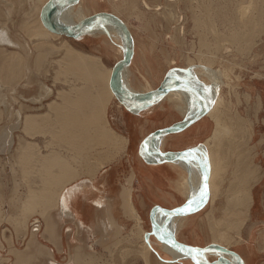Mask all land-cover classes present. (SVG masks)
<instances>
[{
  "label": "bare ground",
  "instance_id": "6f19581e",
  "mask_svg": "<svg viewBox=\"0 0 264 264\" xmlns=\"http://www.w3.org/2000/svg\"><path fill=\"white\" fill-rule=\"evenodd\" d=\"M0 1L2 2V4H3V1H5L4 4L6 6L5 11H1V12H4L5 15L10 17L13 14L12 9H13L14 5L17 4L15 2H18V1H16V0H15V2L13 0H0ZM38 1L41 4L39 3V5H38V3H37V5H36V2H37L36 0H26V2H28L27 3L28 7H30V11L24 13L25 11H27V9L26 10L24 9L25 11H23V9H22L23 12L21 11L22 12L21 14L24 13L22 19L25 18L27 20V18H30L32 16L34 17V15H35L39 19L41 18L42 22L48 28L51 29L52 27H56L49 22V17L51 16V15H49V10L53 5L50 6L48 10H46L47 11L46 16H45L46 18L44 19L42 17V10H43V7L46 4V2H48L49 0H38ZM102 1L111 5L112 11H109V12L115 14L120 19H122V21L129 28V30H130L133 38H134V54H133L132 60H131L130 64L125 66L121 71H119L115 77V80L120 87H122L123 89H126L128 91H131L133 93H140L139 91L134 90L135 86H132L133 72H131V71H132V66H133L134 62L136 63V67H138L137 70H139L140 74L142 75L143 80H146V81L148 80L147 81L148 83H149L148 78L151 77V74L154 71L153 70L154 67L148 66L149 65L148 56L146 55V53H142L138 49V46L136 43V38L134 36L133 31L131 30L130 23L127 21L126 16L127 15L131 16V14H136L137 16H140V17H142V16L147 17L148 15H150V16H155L158 19L163 18L165 20V22L169 24L168 26H170L172 23H174L170 27H166V28H171V30L179 29V34H181L180 32H184L185 22H188V20H189V17H190L189 12H190L191 19L194 22L193 23L194 25L192 24L193 28L195 29V31H197V34H198V31L201 32V34L200 33L198 34V36L200 35V38H199L200 44H199V50H198V54H197V55H199L198 61L196 62L195 59H193L191 57H188V58L185 57L184 59L188 65V67L190 66L189 68L181 69V68H177L176 67L177 65L174 66L176 68H173L172 66L177 63L176 59L178 57L177 58L176 57H174V58L169 57L168 66H170V67H168L167 69L164 68L162 71V74H165L166 70H168L170 68L171 70L167 71V76H170L171 78H174V79H177V77H179V79H178L179 81L186 82V83H189V82L192 83L204 95V97L208 100V102L211 105V109L207 115L210 116L214 120V131H213V134L211 135V137H209L208 140L205 141L206 143H205V146L203 148L197 147L198 150L200 151V153L202 154V157H203V153H202L203 150L202 149H206V147H207V151H208V153H207V155H208L207 170H208V174H209L208 186H209L210 193L212 194V198L210 199V201L211 202L215 201L219 197V195H221V194H224V193L227 194L226 189H228L229 187L230 188L236 187L235 188L236 190L238 189L237 187H240L241 185L243 187V183H238V182H240V178H241V179L246 181V183H244L246 185V188L243 187L244 189L241 188L242 190H240V191L246 192V194L243 196L246 197V195H247L246 200L249 199V202H246V204H244V206H243V207H245L244 208L245 211H248L249 207L251 205V201L253 200L252 199V191H251L252 185L255 181L258 182V180L264 175V168L258 162L252 161L254 159L255 155L257 154L255 151L254 152L252 151L255 149V145L250 146L249 149H247L248 148L247 145L249 146V142L254 139V136H255L254 126H255V122H257V120L256 119L252 120L250 117H248V118L244 117V115H241V113H239V110H240L239 108H238L239 109L238 112L237 111L234 112V110L232 111L231 105L233 104L232 103L233 101L231 102L230 101L231 99L230 100L224 99L223 94L220 93V87L223 86V84L221 85L220 82L222 83L227 79L224 75V72H223V70L226 69L227 65H224V64L227 62H229V64L233 63L228 58V56L226 57L227 54L232 53L234 50L237 51L238 54H245L248 51H250L252 46L255 47V46L259 45L258 42H261V38L259 40L255 41V37L260 36V34L264 33V0H102ZM79 3H80V0L78 2L65 3V4L64 3H55L54 5H66V6H63L62 8H60L61 10L58 9L59 11L56 12V14L51 13L53 19L55 21H57L60 24V26H62V27L64 26V24L62 22H64L65 20H70V18H72V16L74 14L79 15L78 17L82 16L81 20L78 18V21L84 20L85 18H87L90 15H87L85 13V9L82 8L79 5ZM94 3H95V1H94ZM21 4L19 5V7L21 6ZM77 4L80 7L76 6ZM182 4H184V6L186 7V10L189 11L188 13L186 10H184V8L182 7ZM15 6H18V4ZM20 8H19V10H21ZM19 10H18V12L20 13ZM56 11H57V9H56ZM54 12H55V9H54ZM101 12H103V11H101ZM105 12H107V11H105ZM2 14L3 13H1V15ZM1 15H0V17H1ZM140 17H138V18H140ZM32 19L33 18H30L31 21H26V20L25 21L28 22L27 24H29L30 22H32ZM24 20H23V23L25 24L24 26L26 27L27 24L24 22ZM9 21H10V19H9ZM33 21H34V19H33ZM1 22L2 21H0V23ZM37 22H39V21H37ZM37 22H35V23L38 24ZM4 23H3V26H0V47H4V46L6 47L8 45L21 47V45H23V43L22 44L19 43V41L21 40L17 36L19 33L17 35H15L17 37H14L15 39H17V38L20 39L18 41V39L15 40L12 37V34L10 33L11 29L9 30V27L4 26ZM74 24H76V23H74ZM95 24L97 25V27L96 26L95 27L97 28L98 32H101L104 35V37H105V35L109 36L107 38H109L110 40L106 39V37H105L106 43L104 42V39H103V42L105 43V45L107 47V51H108V53H106V55L110 56V55L115 54V57H117L116 62L118 60L122 59L124 57V55L130 49V41H129L126 33L124 32V30L121 27H119L116 23H114L108 19H100V20H97L96 22L92 21L86 27H89L90 25H95ZM31 25H34V22ZM39 25H40V23H39ZM21 26H23V25H21ZM41 26H42V24H41ZM164 26H166V25L164 24ZM28 27H29V25H28ZM38 27H36V28H38ZM56 28H58V27H56ZM67 28H68V26H67ZM22 29H24V28L22 27ZM22 29H20V31ZM58 29H63V28H58ZM83 29L84 28H81L80 30L82 31ZM89 30L87 29V32ZM49 32H47V33H49ZM43 33H44V31L42 33H39V34L41 36H44L46 34L45 35L46 37H44V38L47 39L49 37L48 36L49 34L46 33V30H45V34H43ZM173 33L175 34L176 32L174 31ZM21 34H22V32H21ZM95 34H96V31H95ZM53 35H54V33H53ZM58 35H62V34L58 33ZM93 35H94V33H93ZM41 36L39 37L40 39H41ZM66 36H68V35H66ZM23 37H24V35H23ZM32 37H34V36H32ZM35 38H36V41H38L37 37H35ZM44 38L42 37L43 46L48 45V47H49V44L52 42L45 41V43H44ZM179 38H180V36H179ZM24 39L27 41L26 46L29 45L28 44L29 40H27L26 38H24ZM62 41L64 42V40H62ZM30 42H33V41L31 40ZM39 42L41 45L40 40L38 41V44H39ZM48 42H49V44H48ZM115 42H117V43H115ZM26 46H24V47H26ZM46 46H44L43 49H45ZM51 46H53V45H51ZM61 46L64 47L66 45L62 44ZM19 47H17V49ZM28 47H30V46H28ZM35 47L36 48H33V49H35L38 52V50H37L38 45H36ZM41 48H42V45L39 48V50ZM51 48L52 47H50V49ZM66 48H67V46H66ZM2 49L0 51V53H1L0 58H2L5 62H2L0 65V76L5 74V78L7 80L6 83L11 81L12 84H10V85H14L12 80L13 79L15 80L16 77H18V76L22 77L24 75L26 76L27 73L29 74L31 65H34V63H35L34 60H33V62L30 61L31 57L35 56L34 58H35L36 63H35L34 68H36L38 66L37 64L39 63V66L41 69L42 62L46 59V57L49 54V53H47L46 49H45V52H43L44 50H41L43 53L41 51L39 52L42 54H38L36 52L32 53V51L28 52V48H27V53H25V55H24V52H22L23 54L21 55V53H14L13 51H11V53L5 54V53H2V51H3ZM23 49H25V48H22V50ZM30 49L31 48H29V50ZM56 49L57 48L55 47L54 51L57 53L63 48L59 49V47H58L59 51ZM13 50H15V49H13ZM18 50H21V49H18ZM18 50H15V51L18 52ZM71 50H72V47H71ZM54 51L52 50L50 52V56L52 53H53L52 55H54V53H55ZM72 52H74V51H72ZM75 52H77V51H75ZM75 52H74V54L72 53V55H71L70 52L65 53L63 51V53H65V54H63V56L64 55H66V56H64V57L62 56L61 62H63V65H65V63L71 62V63H68V65L69 64L71 65V68H69L70 65H69V67H67V68L71 69V71H72V73H71V71H69V73L71 74L72 78L78 79V80H76V82L77 81H80V82L83 81L82 85L80 84V86H78V84H77L75 86H72V84H70L71 85L70 89H68L69 87L67 88L69 91L63 92V90H64L63 89L62 90L63 93L60 92L61 90L59 89L60 91H58V95L57 96L55 95L56 99L50 100L47 103L45 102L46 105H45L44 109H43L44 105L42 103L43 100L48 99L49 98L48 96L53 94V89L50 88L48 85L41 84V85H43V91L44 92L42 91L43 93L41 96L39 95V97H36L38 95L35 94L34 98H32V96H31V98L30 97L28 98V96L26 97L22 94L20 96H18V94H17L16 97H14V95H13L14 93L11 94V97H8L7 94H6L7 96H5L3 94L5 92L2 93L3 88L0 90V107L4 106L3 108H4L5 112L13 113V115L15 116V119H16V124L14 123L15 128L16 129L19 128L20 132H23V135H21L22 134L21 133L18 136V139L16 142V139L14 138V135H13V130L9 129L11 127L8 126V129L4 133L5 134V136H4L5 142L3 143L4 145H10V146H11L12 142L18 143L17 145H18L19 152H18L17 158L20 160L19 161L20 166H21L20 171L22 172L21 176L24 178V179L23 178L22 179L25 181H27V180L30 181L31 180L30 178L33 179V176L40 177L39 175H36L35 172H36L37 168L38 169L44 168V171H45V169L48 171V174L46 173L48 176L45 175V172H43L42 170H39V171L41 172V174L43 172V174L45 175V180L47 177L50 179V180L47 179L50 181V182L48 181L49 183H47V184H50V183L53 184V186L52 185L48 186V185H46V182L44 181L45 182L44 186H46V188L48 190L52 189L50 192L48 191V193L50 194V195H47L48 197L45 196L46 193H44V192H42L44 194V196H42L41 191H40V193L38 192L39 198L37 196L32 198V196H31L32 191L28 190L27 191L28 194H26L27 197L23 199L24 202H21L23 205L20 204L21 205L20 206L18 203H16L24 210V212L25 211L27 212V215L22 214V217H24V215H25L24 218H20L21 220H19V219L15 220L16 224L18 223L19 226L23 225V227L25 229H28L27 228L28 226L26 224V222H27L26 220H28V218L33 214V213L32 214L29 213V211L32 212L30 210L32 204L35 205V204H39L38 202H40L39 205L42 204V206L43 205L44 206L47 205L50 207L56 206V208L58 206H64V207L68 208L69 207L68 206L69 205L68 204L69 199H67V197L70 196L71 193L69 194V192H67L69 195L65 193L66 192L65 188L67 185L74 182L76 179L79 180V178H81L83 176H91V177L97 176L96 174L98 172H100L101 169H103L108 164L115 162L116 159L118 157H120L121 155L127 154L128 149H129V144H128L129 138H128V136L123 135V134H114L112 132L111 128L105 127V125H107V123L106 122L103 123L106 120L104 114L106 112L108 104L114 97H116V95H115V93L111 87L113 65L110 67L104 65L103 62H101V60H100V55L96 56L93 54L90 55V54H86V53L83 54V53H79V52L75 54ZM80 52H82V51H80ZM44 53H47V54L43 55ZM2 54H5V55H2ZM54 56H52V57H54ZM67 58H68V62L65 61V59L67 60ZM63 59H64V61H63ZM196 60H197V58H196ZM29 62H31L32 64L30 65ZM58 63H59V65H61V63L59 61H58ZM213 63L219 64L220 69H218V68L215 69L214 68L215 66L214 67L212 66ZM16 66L17 67L21 66L20 67L21 70L24 68L25 74H23L22 71L19 68H17ZM32 67H31V71H32ZM60 67H62V66H59V68ZM72 67L74 69H72ZM16 68L19 69V71H16L15 70ZM63 68H66V67L64 66ZM58 71H57V73L60 72V71L59 72ZM64 71H62L64 74L63 73L61 74V72H60V74L65 76L66 70H64ZM228 71H229V68H228ZM36 72L37 71H34L33 73H36ZM173 72H175V75H170V73H173ZM56 75H58V74H56ZM25 76L23 77V80H25ZM28 76H30V74ZM66 77H68V73H67ZM32 78H34V77H32ZM69 78H71V77H69ZM79 78L81 80H79ZM27 79H26V82L23 83V85L21 84L23 87H24V84L26 86L30 87V84H33V82H34V80L32 79L33 82L30 83V80L28 79V81H27ZM65 79H67V78H65ZM17 80H19V79L17 78ZM35 81H36V78H35ZM71 81L72 80H70L68 83H70ZM17 82H20V80ZM65 84L68 85L67 83H65ZM147 86H150V84L149 85L147 84ZM18 87H20V86H18ZM142 87H144V86H142ZM205 87H207L209 89L208 92L204 91ZM8 88H6V89H8ZM21 88H19V89H21ZM150 88H153V87L150 86ZM22 89L26 90L24 88H22ZM238 89H240V88H238ZM144 90H146V89H144ZM151 90H154V88ZM151 90H146V91H151ZM12 92H17L15 86L12 87ZM146 93H148V92H146ZM164 94L167 95V100L171 99L170 101L173 100V102H174V100H176L175 103L178 105V108L181 107V110H183V112L190 111L191 109H193V113L191 116L188 117V119H191L198 112V105L195 103L192 95L188 91H184V90H180V89H172V90H170ZM164 94H159L155 97H158V96H161ZM235 94H236V92H235ZM250 94H251L250 91L246 92V96L248 95L246 97L247 99H250L252 97V95H250ZM12 95H13V97H12ZM58 96H59V98H58L59 100H57ZM8 98H11V99H8ZM259 103H260V101H259ZM36 104H41L42 106L37 107ZM226 105H227V107H226ZM139 114H141V113H139ZM103 115H104V119L102 118ZM98 117L101 118V120H103V122H101V123H103V125L100 123L102 128H100L101 130H98L100 132H98V133L83 132L84 131L83 129H85V131H87L88 129L90 131H92V129L95 130L96 127L98 129L99 125H100V124L96 123V122H98V119H99ZM254 117H256V116H254ZM82 118H84V119H82ZM11 119H13V118H11ZM10 121H13V120H10ZM80 123H82V125L83 124L84 125L89 124V126L85 125V127L82 128V130H83L82 132H72V133L69 131H68L69 133L63 132V130H64L63 126L64 125H67L65 127L66 129H69L71 126H75V127H77L76 129H74L75 127L74 128L71 127V128L76 131L78 129L77 125H79ZM7 124H9V123L7 122ZM92 124H95L94 127H92ZM90 127H92V129H90ZM5 129H6V127H5ZM66 129L64 131H66ZM77 131H81V130L78 129ZM95 131H97V130H95ZM47 134L50 135V138L48 140H45V141L43 140V142H42L40 136L42 137V136L47 135ZM158 140H159L158 137H156L153 140L152 143L154 144V146H156V144L159 146L161 145V144H158L159 143ZM156 141H158V142H156ZM154 142H156V144ZM163 144H164V142H163ZM4 145H1L0 147L3 148L2 146H4ZM99 146H101L102 148L101 147L99 148ZM251 147H252V149H251ZM242 148H243V150H241ZM245 148H246V150H245ZM136 149H138V148H136ZM157 149H155V150H157ZM240 150H241V152L242 151L243 152L240 153ZM244 150H245V152H244ZM158 151H159V149H158ZM162 151H160V152L161 153L165 152V151H163V152ZM244 153H245V159L242 157L244 155ZM146 154L148 155L147 152H146ZM182 161L185 162V164H184V167H185V173L184 174L185 175H184V177L182 175V177L184 179L181 177L182 182L184 180L182 185H183V188L186 192L185 195L189 198L187 200H190L193 198V196L199 197L200 191L203 187V184L205 183L204 182V176H203L202 170L200 169L198 164L193 159L191 160V162H190V159H184V160L182 159ZM239 163L241 164V166L239 165ZM12 165H14V164H12ZM14 167L15 166L11 167V170L15 174L16 168H14ZM17 168H19V167H17ZM17 170H19V169H17ZM40 172H39V174H40ZM36 173H38V172H36ZM133 174H134V172L131 173L130 176L128 175V177H126L127 183L123 184L121 187V196L125 202V205L128 204V201H129L128 196L130 195L131 190H132L131 183H132L133 176H134ZM44 175H41L43 177V178L40 177L41 180L44 179ZM252 179L254 181L252 182V185H249L250 180H252ZM37 180H38V178H37ZM32 181H34V179ZM39 182H40V180L38 181V184H41ZM236 183H237V185H239V184H241V185L237 186V185H235ZM29 185H30V183L28 184V188H29ZM248 185H249V187H248ZM38 187L40 188L39 185H38ZM49 187L50 188L52 187V188L49 189ZM53 187H54V189H53ZM78 187H80L79 184H78ZM39 188L38 189L36 188V189L39 190ZM41 188L43 189V186ZM230 188H229V190H230ZM81 189H82V187H81ZM83 189H84V187H83ZM14 190H15V188H14ZM77 190H79V189H77ZM71 191H73V190H71ZM233 191H234V189L232 190V192ZM240 191H236L237 194ZM34 193H36V192H34ZM232 194H235V193H232ZM240 195H242V194H240ZM13 196H15V195L13 194ZM43 197H45V198H43ZM227 197H229V196H227ZM227 197H225V198L227 199ZM239 198H237L238 200L236 199L237 202L239 201ZM230 199L233 200V197L227 199V201H230ZM226 204H228V203L226 202ZM240 204H242V203H240ZM242 205H241V207H242ZM225 209L228 210V208H225ZM225 209H224V211H226ZM51 210H54V209H51ZM245 211H244V213H246ZM24 212H21V213H24ZM130 212H131V210H130ZM231 212H233V211H231ZM235 212L237 213V211H235ZM52 213L53 212H51V214ZM231 214L232 213H230V216H231ZM241 214H242V210H241ZM241 214H239V212H238L237 216L232 215L233 217L231 216V218H230L231 220H230V219H228L229 217L226 213L227 220L224 219L223 220L224 224L222 225L224 227V229L217 228L214 224V226L217 229L213 226V230H214L213 233L215 235V240H217V242L219 241L223 244L229 245V244L235 243L234 241H238V239H236V237L234 238L233 233L231 231L234 232V229L232 230V228H236V224H237V227L240 226L239 221L243 218L241 217L240 220L237 218H239V216ZM51 216H53V215H51ZM166 217H165V219H166ZM211 217H212V215H211ZM134 218H135V216H134ZM234 218H236L235 220L237 222L235 220H233ZM171 219L173 220L174 217H172ZM136 220H138V219H136ZM159 220H160V218H159ZM20 221H21V223H20ZM225 221H229L230 230H228L229 228H227V227H229V225L227 224V222L225 223ZM218 222H219V220H218ZM221 222L222 221H220V224H221ZM234 222H236V224H234ZM216 223H217V220H216ZM218 224L219 223H217V225ZM166 225L164 227H166ZM234 225H235V227H233ZM49 226H51V225L49 224ZM53 226H54V224H53ZM222 226H220V227H222ZM38 228L39 227H37V229L31 231L32 235H36V233L38 232ZM225 228H227V229H225ZM165 231L169 235L174 236L173 234L175 232V225L172 221L168 225V227L165 228ZM237 231L239 232L238 228H237ZM237 231H236V233L238 234ZM51 232H52V230L49 233H51ZM157 235L162 237L161 233H157ZM31 238H32V236H31ZM146 239H148V238H146ZM34 241L35 240H33V242ZM150 241L151 242L153 241V243H154V240H150ZM146 242L143 246L148 251L149 249H151L150 246L153 247V245H152L153 243H149L150 244V246H149V244H147ZM34 245L35 244H33L31 246H34ZM169 245H171L174 249L177 250V248L173 244L169 243ZM29 246H30V243H29ZM137 248H138V246H137ZM134 250H136V249H134ZM25 251H27V250H25ZM14 252H15V255L18 256V254H16V253H19V252L18 251H14ZM137 252H139V251H137ZM178 252H180V251H178ZM180 253H182V252H180ZM207 254L208 253H203L202 257L205 258L204 260H206ZM177 255H178V253H177ZM225 255L228 256L232 261H233V259H236V256H233L230 254H225ZM226 256H224V258ZM221 259H222V257H221ZM226 260L227 259H225V262H226ZM236 262H237V260H236Z\"/></svg>",
  "mask_w": 264,
  "mask_h": 264
},
{
  "label": "crops",
  "instance_id": "0c3cea01",
  "mask_svg": "<svg viewBox=\"0 0 264 264\" xmlns=\"http://www.w3.org/2000/svg\"><path fill=\"white\" fill-rule=\"evenodd\" d=\"M13 1L15 2V0H13ZM17 1L18 2H15V3H17L18 6H15L17 4L14 5V7L12 9V13L13 14L19 13L18 10L21 7L20 8L21 10H19L20 16H21V21L19 22V26H20V29H22V27L24 29L27 27L26 28L27 30L26 29L25 30L29 31V32H27L29 37L26 35H24V37H23V35L20 36V35L16 34L18 36V38H20L21 40L18 38L17 39H18V41L19 40L21 41V42L19 41L20 44L23 43V45L26 46L27 41L24 39V38H26L27 40H29L28 41L29 45H27L26 47H24L23 45H21V47L8 45V47H14V48L16 47L15 50L17 49V47H19L18 49L25 48L26 50L25 49L22 50V52H24V53H27V48H28V52L32 51V53L36 52L38 54H42L43 52H45V49H46L47 53H49L48 56L46 57V59H47L46 69H47V81H48V83H50L51 85H54L56 70L57 71L59 70L61 72V74L63 73L62 71L66 70L65 74L67 75V73H68V77H66V75L65 76L63 75L64 76L63 79L65 80V82L67 80H68L67 82H69L70 80L73 81V82L71 81L72 83L71 82L68 83V86H69L68 89H70V87H71L70 84H72V86H75L77 84H78V86H80V84L82 85L83 81L82 82L77 81L78 82L77 83L76 80H78V79L72 78L71 74L69 73V71H71V69H69V68H71V65L69 64L70 65V67H69L68 63H71V62H68V58H67V60L65 59V61L68 62V63L64 62L65 65H63V62H61L63 54L68 53V52L71 53L72 51H74V52L77 51V52H75V54L79 52V53H83V54H85V53L90 54V55L93 54L96 56L100 55L101 62H103V64L108 66V67L111 66V65L110 66L107 65L102 59L103 57L104 58L105 57L110 58V56H112V55H110V56L106 55V53H108V51H107V47L105 45L106 42L104 41L105 42L104 43L103 39H102L104 35L101 32L97 31V28H96L97 25L96 24L90 25L89 27L84 28L82 31L81 30L78 31V33H75L74 35H71V36L58 35V33H56L55 31H52L50 28H48L42 22L41 18L39 19L35 15H34L35 18L33 16L30 17V18L34 19V21L32 19V22H30L31 24H33V22H34V25H31L30 23L27 24L28 22H26V21H31L30 18H27V20H26L25 18L22 19V17H23L24 13L30 11V7H28V4H27L28 2H26V0H17ZM36 1H37L36 5H37V3L39 5L40 2L38 0H36ZM94 1H95V3H94ZM20 4H21V6L19 7ZM79 5L82 8L87 7V8L91 9L92 7L105 6V5H107V3H104L102 0L101 1L100 0H80ZM79 5L77 4L76 6H79ZM63 6H66V5H53L50 8L51 11L49 10V15H51V16L49 17V22L58 28L69 29L73 25L78 24L80 22V21H78V18L81 20L82 16L78 17L79 15L74 14L72 16V18H70V20H65L64 22H62L64 24L63 27L60 26V24L53 19L51 13L56 14V12L59 11L58 9L62 8ZM22 9H23V11H25L27 9V11H25L23 14H21L23 12ZM54 9H55V12H54ZM56 9H57V11H56ZM1 11L2 10L0 9V15H1V13H4ZM94 13L96 14V13H98V11L88 13L87 15H93ZM11 16L8 17L10 19V21H8V23H11V21L13 19V16L12 17ZM23 20L27 24L26 27L24 26L25 24L23 23ZM37 21H39V22H37ZM35 22H37L38 24H36ZM39 23H40V25H39ZM74 23H76V24H74ZM41 24H42V26H41ZM21 25H23V26H21ZM28 25H29V27H28ZM0 26H3V24H0ZM4 26H7V25L4 24ZM32 26L33 27L35 26V27L33 28ZM67 26H68V28H67ZM36 27H38V28H36ZM10 29L12 30V28L9 27V30ZM87 29L88 30L90 29V30L87 32ZM11 30H10V33L12 34ZM45 30H46V33L50 31L49 33H47V34H49L48 35L49 37L47 36L48 37L47 39L44 38V37H46L45 36L46 35ZM43 31H44L43 34H45V35L41 36L39 33H42ZM95 31H96V34H95ZM53 33H54V35H53ZM93 33H94V35H93ZM38 34L41 36V39L39 38L40 36ZM17 36L12 35L13 38L17 37ZM32 36H34V37H32ZM35 37H37L38 41L39 40L41 41L42 48L40 50H39V48L41 47L40 42L38 44V41H36ZM42 37L44 38V43H45V41L52 42L50 44L48 42L49 47H48V45L47 46L44 45V46H46L45 49H43L44 46L42 44L43 43ZM17 39H15V40H17ZM106 39L110 40L107 37H106ZM31 40L33 42H30ZM62 40H64V42ZM34 41L38 44V47H37L38 52L35 49H33V46L35 45ZM30 43L32 44V47H31ZM62 44L66 45L67 48H66V46L62 47L61 46ZM51 45H53V46H51ZM28 46H30V47H28ZM6 47L5 46L0 47V51L3 48L2 50L5 51V53H11V51H13L14 53H20V52H17L11 48H10L11 49L10 50L9 48H6ZM50 47L53 48V49L51 48L53 51H54L55 47L57 48L56 50H58V51L61 48H63L64 50L61 49L57 53L54 51L56 53V54L54 53V55H57V57H58V58H56V56L52 55L53 53L50 56V52L52 51L50 49ZM58 47H59V49H58ZM71 47H72V50H71ZM29 48H31V49L29 50ZM41 50H44V51L42 52ZM40 51L42 53H39ZM63 51L65 53H63ZM80 51H82V52H80ZM74 52H72V53L74 54ZM47 53H44L43 55H46ZM72 53H71V55H72ZM52 56H54V57H52ZM64 56H66V55H64ZM56 59H57V62H56ZM58 61L61 63V65H59ZM63 61H64V59H63ZM37 65L39 66V63ZM58 65L62 66V67L58 68ZM38 66L36 68L39 70L40 66L39 67ZM41 66H42V64H41ZM64 66L66 68H63ZM67 67H69V68H67ZM164 67H166V66H164ZM72 69H74V68L72 67ZM161 69H164V68H161ZM161 69H156V68L153 69L154 70L153 77L154 76L156 77V74H157V79H158L154 83V85H152L150 83V79H149V83L147 82L148 80L147 81L144 80L145 83H143V84L141 83V86L139 84L138 86H140V88L135 86L134 90L139 91L140 93H144V92L146 93V92H150V91H146V90H151L153 88H154V90L157 89V87H159L160 84L162 83V81L167 77V71L165 72V74H159L157 72ZM60 72H59V74H60ZM71 73H72V71H71ZM69 77H71L72 79ZM65 78H67V79H65ZM79 80H81V79L79 78ZM146 83L148 85L150 84V86L153 88H150V86H147ZM190 84H192V83H190ZM48 86L53 89V94H54L55 89L53 87H51L50 85H48ZM132 86H134L133 83H132ZM142 86H144V87H142ZM143 88L146 90H144ZM68 89L61 88L60 89L61 91L58 89L57 93H58V91L62 92V90H63V92H67V91H69ZM151 91H153V90H151ZM168 100H167V95L164 94V95H161L158 97H153L149 102H146L144 104L138 103V104L129 105L128 107H126L121 101H119L116 97H114L109 102L108 107L106 109V112L104 114L106 120L103 122V120H101V118L98 117L99 118L98 122H96L98 124H100L101 122H103V123L106 122L107 125H105V127L111 128L112 132L114 134H123V135L127 134V136L129 135L130 137L128 136V138H129V143H128L129 149L128 150H130V148H131V151H133V149H135V151H136L135 153L134 152L130 153L132 155L133 164H131L130 172L128 175L130 176L131 173L134 172V174H133L134 176H133V180L131 183L132 190H131L130 195L128 196V198H129L128 204L125 205V202L121 196V187L123 184H121V187L118 189V184L116 185L117 180H115L113 178V175H112V172L114 169H112V167L110 169H108V166L112 165L115 162H112V163L108 164L107 166H105L103 169L100 170V172H98L96 174L97 176H95V177L83 176V177L79 178V180L76 179L74 182L70 183L65 188L66 194H68L67 192H69V194L71 193L70 196H68L69 194L67 195L68 196L67 199H69V201H68L69 207L68 208L64 207V206H58L57 208H56V206L55 207H50L47 205L42 206V204L39 205L40 202H38L39 204H35V205L32 204V206L30 208V210L32 212L29 211V213L37 214L38 218H36V219L39 221H40V218L44 219V222L42 224V233L40 236H38V234H39V231H38L36 233V235H32V232L30 231V228H31L30 224L27 225V226H29L28 230L31 232L32 238L30 237V239L26 243V246L24 249H18L17 250L19 252V253H16V254H18V256L15 255V253H14L15 258H14V261L12 262V264H57V263H59V264L60 263L89 264L90 262H98V261L103 262L105 260L114 261V264H115V262H117V264L118 263L119 264H195V261H193V259L190 256H188L184 253L182 254V253L178 252L171 245H169V243L164 238H162L161 236H159L157 234L151 233L152 232V210L154 207H156L158 205V206H161L165 209H177L180 207H184L187 204V202L189 201V200H187L189 198L185 195L186 192H185L183 185H182L184 180L182 182V179H181L182 175H183V177L185 175L184 174L185 173V167H184L185 162H183L181 158L175 159L176 161L175 160H165V161L158 160V159L153 158L151 156L149 157V155H147L146 152L142 151V149H141V144L148 135H150L151 133H153L156 130L163 129L166 127H170V126L175 125L179 122H182L186 118H188L189 116L192 115L193 109H191L190 111L183 112V110H181V107L178 108V105L175 103L176 100H174V102H173V100L170 101L171 99L169 101ZM136 105H143V107H136ZM110 107L114 108L113 115L120 118V120H121L119 122L113 121V123H116L114 125H111L109 117H108ZM139 113H141V114H139ZM104 115L102 116L103 119H104ZM201 118H200V120L198 119L197 121L190 124L189 126H187L185 129H183L181 131L160 135V137L158 136V139H159L158 144H161V145L159 146L156 144V142H158V141L154 142L156 144V146H154L153 143H152V145L154 146L155 149L158 148L159 151L163 150L165 152H167V151L178 152V151H183V150L191 148V147L203 148L205 146V143H206L205 141H207L208 138L211 137V135L213 134L214 120L210 116H208L207 114ZM251 118H254V115L251 116ZM82 119H84V118H82ZM103 123H101V124L103 125ZM101 124L99 125L98 129L95 126L96 127L95 130H97V131L92 129V127H94L95 124H92V127H90V129H92V131H90L89 129L87 131H85V129H83L84 130L83 131L82 128L85 127L86 124L82 125V123L77 125L78 129L81 131H77L78 129L75 131L74 129L77 128L75 126H71L72 128L75 127L74 129H72L70 126H69L70 128L68 127L69 129H66L65 127L67 125H64L63 129L64 130L66 129V131L63 130V132H65V133L71 132L72 133V132H82L83 131V132H89V133H98V132H100L98 130H101L100 128H102ZM86 126H89V124ZM254 128H255V126H254ZM254 133L256 135V128H255ZM261 139H262V137H261ZM131 140H132V145H131ZM259 140H260V138L259 137L257 138V135H256V137L254 136L253 141H255L254 145L256 146V148L254 150L257 154L255 155V158L252 161L253 162L256 161L262 167H264V161L262 159L264 152H262V150L258 151V149H257V145L259 144ZM163 142H164V144H163ZM250 146H252V144H250V142H249V147ZM136 148H138V149H136ZM251 149H252V147H251ZM202 150H203L202 151L203 157L206 154V158H208L207 148L202 149ZM241 150H243V148ZM241 150H240V153L243 152V151L241 152ZM245 150H246V148H245ZM245 150H244V152H245ZM254 150H252V151L254 152ZM256 156L258 159H256ZM242 157L245 159V153ZM239 165L241 166L240 163H239ZM39 170H42L43 172H45V175L48 174V171L46 169L44 171V168L43 169L37 168L36 172H38V173L35 172V174L39 175L41 178H43L41 175H44V174H43V172L41 174V172ZM39 172H40V174H39ZM7 173H9V175ZM13 173L11 171V168L9 167V170H8L7 166H6L5 175L7 174L8 177H12ZM19 173H20V171L19 172L16 171L15 179L13 178V183H14V185H13V192L14 193L13 194L16 197L13 196V194L10 195V197H15V199H21V198L24 199L27 197L26 194H28V192H27L28 190L32 191L31 192L32 198L35 196H37L39 198L38 195H39L40 191H41L42 196H44V194L42 192L46 193L45 196L50 195L48 193V191L50 192L52 190L51 189L52 187L51 188L49 187V189H51V190H48L46 188V186H44L45 182H46V185H48V186L52 185L53 186V184H51V183L47 184L50 182L49 181L50 179L48 177L45 180V175H44V179L41 180L40 177L33 176L34 181H32L33 179L30 178L31 182L28 180H27L28 181L27 182V181L23 180L24 178L20 175V181L21 182H19L18 181L19 180V177H18ZM128 175L126 177H128ZM2 177H3V174H2ZM37 178H38V180H37ZM47 179H49V180H47ZM39 180H40L39 183H41V184H38ZM253 181H254L253 179L250 180L249 185H252ZM29 183H30V185H29L30 189L28 188ZM238 183H243V187L246 188V185L244 184V183H246L245 180L240 178V182H238ZM37 184L40 186V188L43 186L44 190L42 188H41L42 189L41 190ZM78 184L80 187H78ZM235 185H237V183ZM239 185H241V184H239ZM239 185H237V186H239ZM249 185H248V187H249ZM81 187H82V189H81ZM83 187H84V189H83ZM243 187L241 185L240 187H237L238 188L237 190L235 189L236 187L235 188L229 187L230 190H229V188L226 189L227 194L224 193V194L219 195V197L215 201H212V202L210 201V199L212 198V194L210 193L209 200L203 208H201L200 210L194 211L192 213H189L187 215H179V216L167 215V217H166L165 215L158 213L157 217L160 218V220H159L160 222L162 221L161 223H162L163 227L167 223L168 224L166 225V227H168V225L171 223V221L174 223L175 232L173 234L174 235L173 237H175V239L179 242H182V243H185L188 245H192V246H198V247H206V246H210V245H219V246L226 247L228 249L236 251L239 254V256L243 259L244 264H264V175L258 180V182L255 181L252 185L251 191H252V199L253 200L251 201V205H250L248 211H245V209H244L245 207H243L244 204H246V202H249V199H247L248 201L246 200L247 195H246V197L243 196L246 194V192L240 191V190L244 189ZM14 188H15V190H14ZM36 188L37 189L39 188V190H37ZM53 189H54V187H53ZM77 189H79V190H77ZM233 189L235 192L234 191L232 192ZM71 190H73V191H71ZM236 191H240L241 193L238 192V194H237ZM34 192H36V193H34ZM232 193H235V194H232ZM239 193L242 195H240ZM226 195L229 197H227ZM225 197H227V199L233 197V200L230 199V201H227V199ZM43 198H45V197H43ZM237 198H239L238 202L236 201ZM18 202L19 201H17L16 203H18ZM226 202L228 204H226ZM240 203H242L243 205ZM19 205L16 204V207L21 212H24V210L20 207L21 205L20 206ZM241 205L243 208L241 207ZM225 208H228V210ZM51 209H54V210H51ZM224 209L227 212L224 211ZM130 210H131V212H130ZM241 210H242V214H241ZM231 211H233V212H231ZM235 211H237V213ZM244 211L246 213H244ZM51 212H53V213L51 214ZM238 212L241 215L237 219L240 220L241 217L243 218L239 221L240 226L237 227V224H236L237 221L235 220L236 218H234L233 220L236 221V222H234V224H236V228L231 227L232 230L234 229V232L233 231H231V232L233 233L234 238L236 237V239H238V241H234L235 243L229 244V245L223 244L219 241L217 242V240H215V235L213 233L214 232V230H213L214 224L217 228L224 229V227L222 225L224 224L223 220L224 219L227 220L226 213L229 217L228 219H230L232 215L237 216ZM230 213H232L231 216H230ZM21 214L27 215V212L25 211L24 213H20V215ZM51 215H53L54 217ZM211 215H212V217H211ZM134 216H135V218L137 217L136 219H138V220H136L134 218ZM165 217H166V219H165ZM172 217H174L173 220L171 219ZM30 218H34V215L31 216ZM216 220H217V223H219L218 225L216 223ZM218 220H219V222H218ZM220 221H222L221 224H220ZM226 222L228 225L230 224L229 221H225V223ZM49 224L53 228L51 226H49ZM53 224H54V226H53ZM40 225H41V223H39V226ZM219 225L222 227H220ZM166 227H164V229ZM233 227H235V225ZM227 228H229L228 230H230V225ZM227 228H225V229H227ZM237 228H238L239 232L237 231ZM51 230H52V232L49 233ZM126 231H129L130 235L128 237H126L125 240L123 241V239H121L122 238L121 236ZM236 231L238 232L239 235L236 233ZM149 232L151 233L149 235V237L151 236L152 239L149 237H148V239H146V234ZM33 240H35V241L33 242ZM148 240L149 241L154 240V243H153V241L149 242ZM136 242H138V244L140 246L138 244H136ZM145 242L147 244L153 243L152 244L153 247H151L149 244V246L151 248V249H149L150 251L149 250L147 251L144 248L143 245L145 244ZM29 243H30V246L33 244H35V245L30 247ZM164 245L165 246L167 245V246L165 247ZM137 246H138V248H137ZM134 249H136L139 252H137ZM25 250H27V251H25ZM118 250H119V252H118ZM125 250H127V251L125 252ZM131 250H134L137 253H134L135 255L132 254V256L130 258L125 259L128 255L127 252H129ZM177 253H178V255H177ZM224 256H226V255L225 254L218 255V253H208L206 256V260H204L205 259L204 257H200L201 264H229V263L230 264H241L240 259L238 257H236V259H233V261H232L228 256H226L227 258L226 257L224 258ZM221 257H222V259H221ZM225 259H227L226 260L227 263L225 262ZM11 260H12V257H11ZM236 260H237V262H236Z\"/></svg>",
  "mask_w": 264,
  "mask_h": 264
},
{
  "label": "rangeland",
  "instance_id": "374dc122",
  "mask_svg": "<svg viewBox=\"0 0 264 264\" xmlns=\"http://www.w3.org/2000/svg\"><path fill=\"white\" fill-rule=\"evenodd\" d=\"M4 2L5 1H3V4H2V2L0 1V9L2 11L3 10L5 11V7H6ZM182 7L184 8V10H186V7L184 6V4H182ZM84 8H85L86 14L92 13V12H97V11L98 12H100V11H107V12L112 11L111 5H109L108 3H107V5L101 6V7H92L91 9L87 8V7H84ZM188 12L189 11H187V13ZM12 15H13V19H12L11 23H8V21H9L8 16L3 13L0 17V20L3 22L0 24H3L5 22L4 24H7L8 27L12 28V35H16L19 33L20 36L26 35L29 37V35L27 33L28 31H26L25 29L20 31V26H19V22L21 21L20 13H16V14H12ZM189 15H190V17H189L188 22H185L184 32H180L181 34H179V29H173L176 32L174 34L173 33L174 31L171 30V28H166V27H170L174 23H172L170 26H168L169 24L166 23L163 18L158 19L157 17L150 16V15H148L147 17H143V16L140 17V16H137L136 14H131V16H129V15L126 16L127 21L130 23L131 30L133 31L134 36L136 38V43H137L138 49L140 50V52L146 53V55L148 56V62H149L148 66L154 67L156 69H161V68L167 69L168 67H170V66H168L169 57H173V58L178 57L176 59L177 63L172 66L173 68H176V67L181 68V69L189 68L190 66L188 67V65L184 59L185 57L186 58L191 57V58L195 59L196 62L198 61L199 55H197V54H198L199 44H200L199 43L200 35L198 36V34L199 33L201 34V32L198 31V34H197V31H195V29L193 28L194 22L191 19L190 12H189ZM138 17H140V18H138ZM164 24L166 26H164ZM21 32H22V34H21ZM105 36L109 37L107 35H105ZM179 36H180V38H179ZM260 38H261V42H258L259 45L255 46V47L252 46L250 51H248L247 53L238 54L237 51H235L233 49L234 51L232 50L233 51V52L231 51L232 53H229L226 55V57L228 56V58L233 63L229 64V62H227L224 64L227 66H226V69L223 70V72H224L225 77L228 80L226 79L224 82H222V83L220 82L221 85L223 84V86L220 87V93L223 94V97L225 100L231 99L230 101L231 102L233 101L232 102L233 104L231 105L232 111L234 110V112L235 111L238 112V110L240 109L239 113H241V115H244V117H247V118L248 117L251 118V116H253V115L256 116V117L251 118V119L257 120V122H255L256 135H257V138L258 137L260 138L259 144L257 143L258 144L257 149H258V151L262 150V152H264V33L260 34V36L255 37V41L259 40ZM102 39H104V41H106L104 36ZM115 43H117V42H115ZM36 45H38V44L35 43L33 48H36L35 47ZM31 47H32V45H31ZM7 48L15 49L14 47H8V46H7ZM16 50H18V49H16ZM18 52H20L21 55L23 54L22 49L18 50ZM2 53H5V51H2ZM5 54H7V53H5ZM5 54H2V55H5ZM24 55H25V53H24ZM113 55L110 56V58H106V57L104 58L103 57L102 59L107 65L112 66L116 63V59H117V57H115V54H113ZM55 56H56V58H58L57 55H55ZM34 57H31L30 61L33 62V60H34V62L36 63ZM195 57L197 58V60ZM46 61H47V59H45L43 61L44 63L42 62V66H41V69H39V71H38V69L34 68L35 63H34V65H31L32 63L29 62L31 67L33 66L32 71L35 69L34 71H37V72L33 73L34 71L32 72L31 67H30L29 74L31 77L28 76L29 75L28 73L26 74V76L24 75L25 80H23L24 76H22V77L18 76V77H16L15 80L14 79L12 80L14 85H10V84H12L11 81L6 83L7 80L5 78V74L1 75L0 76V90L3 88L2 93L5 92L3 94L5 96L8 95V97H11V94L14 93L13 94L14 97H16L17 94H18V96H20L22 94L26 97L28 96V98L29 97L31 98V96H32V98H34L35 94L38 95L36 97H39V95L41 96L42 93L44 92L43 91V85H41V84L50 85L51 87H53L55 89V93L51 94L52 96L49 95L48 96L49 98L47 97L48 99L43 100L42 103L44 105V107H43V109H44L45 105L48 101L56 99L55 95L56 96L58 95V93H57L58 89H61V88L67 89L69 87L68 85L65 84V83L68 84V82L67 81L65 82V80L63 79V77H64L63 75H60L59 73H58L59 75H56L57 70L55 72L54 85H51L50 83H48ZM2 62H5V61L2 58H0V65ZM56 62H57V59H56ZM164 66H166V67H164ZM174 66H176V67H174ZM212 66L213 67L215 66L214 67L215 69H217V68L220 69L219 64H217V63H213ZM20 67L21 66H19L17 68H19L21 70ZM17 68L15 70L19 71V69H17ZM58 68H59V65H58ZM228 68H229V71H228ZM137 69H138V67H136V63L134 62L133 66H132V71H131V72H133L132 81H133L134 86H137L140 88V86H138V85L139 84L141 85L142 82L145 83V81L143 80L142 75L140 74L139 70H137ZM169 70H171V69L169 68L166 71H169ZM21 71L23 74H25L24 68ZM162 71H163V69H161L157 72L159 74H162ZM153 73H154V71L152 72L151 77L148 78V79H150V83L152 85H154V83L158 80L157 74H156V77L155 76L153 77ZM26 77L27 78L29 77L28 79L30 80V83L33 82V80H34L33 84H30V87L26 86L25 84H24V87L22 86L23 83L26 82V79H27ZM32 77H34V78H32ZM17 78L20 80V82L21 81L22 82L21 83L17 82V81H19V80H17ZM35 78H36V81H35ZM28 79H27V81H28ZM11 86L12 87L15 86L17 92H12ZM18 86H20V87H18ZM21 87L26 89V90H23ZM6 88H8V89H6ZM19 88H21V89H19ZM238 88H240V89H238ZM247 91H250V93H251L250 95H252V97L250 99L246 98L248 96V95L246 96ZM235 92H236V94H235ZM13 95H12V97H13ZM58 98H59V96L57 97V100H59ZM8 99H11V98H8ZM259 101H260V103H259ZM36 106L41 107L42 105L36 104ZM3 107L4 106L0 107V110H1L0 111V115H1L0 116V137H1L0 138V144L1 145H4L3 144L5 142L4 141V138H5L4 133L8 129V126L11 127L9 129L13 130V135H14V138L16 139V142H17L18 136L21 133H22L21 135H23V132H20V129L19 128L16 129L14 126V123L16 124V119H15V116L13 115V113L5 112ZM226 107H227V105H226ZM113 113H114V108L113 107L109 108L108 117H109L111 125L116 124V123H113V121H116V122L121 121L120 118L114 116ZM11 118H13V119H11ZM10 120H13V121H10ZM7 122L9 124H7ZM5 127H6V129H5ZM256 135H255V137H256ZM42 137L40 136V138L43 142V140L44 141L48 140L50 138V135L47 134V135H44ZM261 137H262V139H261ZM253 140L250 141V144H252V146L255 144V141H253ZM17 144L18 143L12 142L11 146L10 145H4V146H2L3 148L0 147V264H12V262L14 261V258H15L14 257L15 256L14 251H17L18 249H24L25 248L26 243L28 242V240L31 237L30 231L37 229V227H39L38 228V231H39L38 236H40L42 233V224L44 222V219H42V218H40V221L36 219V218H38L37 214H32L31 216L34 215V218H30L31 217L30 216L28 218V220H26L27 221L26 224L27 225L30 224V226H31L30 231L28 229H25L23 227V225L19 226L18 223L16 224V221H15L16 219L21 220L20 218L25 217V215H24V217H22V214L20 215L21 211L16 207V202L19 201L18 204H22L21 202L23 199H15V197H10V195L13 194V185H14L13 178L15 179V174L13 173L12 170H11L13 173L12 177H8L9 173H7L8 175L7 174L5 175V173H6V166H7L8 170H9V167L11 168V167L15 166L14 168H16L17 172H19L21 169V166L19 163L20 160L17 158L18 152H19ZM131 145H132V140H131ZM100 147L101 146H99V148ZM247 147H248L247 149H249V146H247ZM255 148H256V146H255ZM131 152L135 153L136 151H135V149H133V151H131V148H130V150H128L127 154L121 155L120 157H118L116 159L115 163L108 166V169H110L111 167H112V169H114L112 172V175H113V178L115 180H117L116 185L118 184V189L121 187V184L127 183L126 176L130 172L131 164H133L132 155L130 154ZM257 156H256V159H258ZM262 159L264 161V155H263ZM12 164H14V165H12ZM17 167H19V168H17ZM17 169H19V170H17ZM2 174H3V177H2ZM20 175H21V171H20L18 177H20ZM18 181L21 182L20 178ZM23 202H24V200H23ZM20 223H21V221H20ZM39 223H41L40 226H39ZM128 236H129V231H126L121 236L122 237L121 239H123V241H124L125 238ZM149 238H151V236ZM136 244H138V242H136ZM126 251L127 250H125V252ZM118 252H119V250H118ZM127 253H128V255L125 259L130 258L132 256V254L135 255L134 253H137V252L134 250H131ZM11 257H12V260H11ZM91 263L92 264H114V261L105 260L103 262L98 261V262H91ZM91 263H89V264H91ZM57 264H59V263H57ZM60 264H65V263H60ZM76 264H80V263H76ZM115 264H117V262H115Z\"/></svg>",
  "mask_w": 264,
  "mask_h": 264
},
{
  "label": "water",
  "instance_id": "95a60500",
  "mask_svg": "<svg viewBox=\"0 0 264 264\" xmlns=\"http://www.w3.org/2000/svg\"><path fill=\"white\" fill-rule=\"evenodd\" d=\"M78 1L79 0H49L46 3V5L43 7L42 17L44 19L46 18L45 17L46 12H47L46 10H48L49 7L54 5L55 3H64L65 4V3H72V2H78ZM100 19H108V20L116 23L119 27H121L124 30V32L126 33L128 39L130 41L129 51L124 55V57L122 59L118 60L113 65L111 87H112V90L114 91L116 97L119 99V101H121L126 107H128L129 105H134V104H138V103L144 104L146 102H149L153 97H155L159 94L167 93L168 91H170L172 89H180V90L188 91L192 95L195 103L198 105V112L191 119L186 118L184 121L179 122L175 125L156 130L153 133H151L150 135H148L141 144L142 151H146L147 153H151V155H149V154L148 155L153 157V158H156L158 160H163V161L180 159L185 152H187L188 150H191V149H195V150H197L196 159H193V160L198 164V166L202 170L203 176L207 177L206 181L204 179V182L207 183L206 198L193 211H190L188 213H175L174 212L175 209H165V208L158 206V205L156 207H154L152 210V232L151 233L152 234L161 233L162 237L171 244H173L171 241L174 240L175 241V247L177 248V250L184 253V254L188 255V253L186 251H182L181 249H185V250L188 248L209 249L208 251H206L204 253H218V255L230 254V255L238 257L240 259V263L244 264L243 259L239 256V254L236 251L228 249L226 247H222L219 245H210V246H206V247H198V246H192V245H188V244L177 241L175 239V237L169 235L165 231L164 227L162 226V223L159 221V217H157V214L159 213L157 211V209H162L167 213H171L169 216L187 215L189 213H192L194 211H197V210H200L201 208H203L209 200V196H210V190H209V186H208L209 174H208L207 167H204L203 157H202V154L200 153V151L198 150V148L197 147H191V148L185 149L183 151H178V152L167 151V152L161 153L160 151L155 150L154 146L152 145V142L156 137H158L160 135L181 131V130L185 129L187 126H189L190 124L194 123L195 121H197L198 119L203 117L204 115L208 114L210 109H211L210 103L204 97V95L193 84L187 83L188 88L192 89V91L186 90V88L184 86L186 84V82L179 81L178 79L171 78L170 76H167L162 81L160 86L157 87V89L150 91L148 93H133L131 91H128V90L120 87L118 85V83L116 82L115 77H116L117 73L119 71H121L125 66L130 64V62L132 60V57L134 54V38H133L129 28L122 21V19H120L118 16H116L113 13L105 12V11L98 12L96 14L94 13L93 15H90L87 18H85L84 20L80 21L78 24L73 25L69 29H58L56 27H52L51 29L53 31H55L56 33H60L62 35L70 36V35H73L75 33H78V31L81 28H85L92 21L96 22L97 20H100ZM146 141L148 143L147 150L144 149V145H145ZM180 208H182V207H180ZM151 233L150 232L147 233L146 238H148ZM188 256H191V255L189 254Z\"/></svg>",
  "mask_w": 264,
  "mask_h": 264
},
{
  "label": "snow or ice",
  "instance_id": "6c2138e0",
  "mask_svg": "<svg viewBox=\"0 0 264 264\" xmlns=\"http://www.w3.org/2000/svg\"><path fill=\"white\" fill-rule=\"evenodd\" d=\"M170 75H175V72L170 73ZM177 79H179V77H177ZM184 86H185L186 90L192 91V89L188 88V84L187 83ZM204 91L205 92H208L209 89L207 87H205ZM136 107H143V105H136ZM147 147H148V143L146 141L145 142V145H144V149L147 150ZM196 152H197V150H195V149L188 150L187 152H185L182 155L181 159H190V162H191L192 159H196ZM148 154L151 155V153H148ZM203 161H204V167H207L206 154L203 157ZM204 179L206 181L207 177L205 176ZM206 193H207V183L205 182L203 184V187H202L201 191H200L199 197L193 196V198L190 199L184 207L175 209L174 212L175 213H188L190 211H193L206 198ZM157 211L160 214L165 215V216L171 214V213L165 212L162 209H157ZM171 242L175 246V241L173 240ZM181 250L182 251H186L188 254H190L191 255V258L193 259V261H195V264H201L200 257H202L203 253L206 252V251H208L209 249L188 248L186 250L185 249H181Z\"/></svg>",
  "mask_w": 264,
  "mask_h": 264
}]
</instances>
